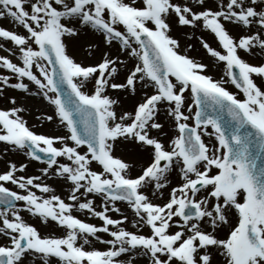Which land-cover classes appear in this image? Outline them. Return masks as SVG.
Here are the masks:
<instances>
[{
	"label": "snow or ice",
	"instance_id": "obj_1",
	"mask_svg": "<svg viewBox=\"0 0 264 264\" xmlns=\"http://www.w3.org/2000/svg\"><path fill=\"white\" fill-rule=\"evenodd\" d=\"M0 18V143L44 165L0 172V264H264V0H0Z\"/></svg>",
	"mask_w": 264,
	"mask_h": 264
},
{
	"label": "rangeland",
	"instance_id": "obj_2",
	"mask_svg": "<svg viewBox=\"0 0 264 264\" xmlns=\"http://www.w3.org/2000/svg\"><path fill=\"white\" fill-rule=\"evenodd\" d=\"M0 26H3L5 28H12V27L8 26L7 24H5L3 21H0ZM15 30L22 31V29H20V28H15ZM230 30L232 31L233 35H237L238 32H239L238 29H230ZM209 39H211V37H209ZM193 43L195 44V41H193ZM213 46H215V45H213ZM195 47H196V50L190 52L189 54L191 56H194V57H202V58H204V62H208V58L206 57L203 49L199 48L198 45H195ZM3 54H5V53L0 51V55H3ZM252 62L256 63L258 61L257 60H253ZM0 74H7V73H5L4 70H0ZM212 74L214 75L215 78H219V76L222 75V71H217L216 69H213L212 70ZM228 87H229L230 91H235V89L232 88L231 86H228ZM109 94L111 96H113V97H116L118 95V93L115 92V91H110ZM5 95L6 96H16L18 99L20 98L19 94H17V92L14 91V90H7ZM120 97H123V96L121 95ZM132 105H133V101L128 100V98L127 99L125 98V103L123 104V106L125 108L130 109L132 107ZM0 107H10V105L7 104L6 100H4L3 98H0ZM44 112H47L48 114H51V109L50 108H48V109H38V111L36 113L35 112H31V110L28 109V112H26L24 114V118L28 121V125L30 127L35 125L33 130L36 131L37 133H44V134H48V135L63 134L62 129H59L56 124H53V123H50V122H45V123H43V126H41V123L39 121H37L35 119V117H36V115L44 113ZM165 127H166V130H167L168 129V124H167L166 121H165ZM5 149H6V147L0 145V172L6 170L7 162L10 160L12 162H15L17 165H19L20 163H27L28 167H27L26 172L23 173V175H25V176H27V175H40L38 170L41 167H43L44 165H42L40 163L39 164H37V163L31 164L28 160H25L24 156L16 155L15 153H12L11 151H8L6 153ZM9 153H11L10 156H9ZM116 154L117 155H122L125 160H131V161H134L135 163H139L140 162V161L136 162L135 159L137 157V154H135L130 147L129 148H121V150L119 152H117ZM17 175H21V173H17ZM173 179L175 180V179H178V178L173 176ZM41 182L42 183H47V184H49L51 186L52 180L49 179V178L41 177ZM56 184L59 185L58 186L59 189L62 190L61 192L59 190H56L57 191L56 193L61 195L62 198H66V196H67V187L68 186L64 185V187H61L63 182L58 180V179L56 181ZM9 185L11 186V184H9ZM37 194L40 195L39 192H37ZM97 201H100V200L97 199ZM19 203L22 204V202H19ZM121 204H123V203H121ZM121 204H120L119 207L122 209V211L125 214H127L129 216V220H131L132 219V215L130 213V210L127 209L126 205H121ZM21 214H22V216L24 215V219L26 221L31 223L29 221V217L30 216L27 213H21ZM112 217L118 218L117 215H113V214H112ZM30 218L34 219V217H30ZM92 220H94L98 225L101 223V222H98L95 218H92ZM126 226L130 228V225H128V224H126ZM96 247H103V246L97 244ZM29 264H31V262ZM38 264H40V262H38Z\"/></svg>",
	"mask_w": 264,
	"mask_h": 264
},
{
	"label": "bare ground",
	"instance_id": "obj_3",
	"mask_svg": "<svg viewBox=\"0 0 264 264\" xmlns=\"http://www.w3.org/2000/svg\"><path fill=\"white\" fill-rule=\"evenodd\" d=\"M0 20L3 21L5 24H7L10 27L14 26L13 23L11 22V20L8 19V18H0ZM8 29L11 30L12 28H8ZM17 94H19V97H20L18 99V104L20 106H24L27 109H30L31 112H35L36 113L38 111V109H48L46 107V105H44V104H38L32 99L25 98L22 94H20L18 92H17ZM120 99H121L122 103L124 104L125 103V98L121 97ZM128 100H131V99L128 98ZM135 160H137V162L140 161V157L137 155Z\"/></svg>",
	"mask_w": 264,
	"mask_h": 264
}]
</instances>
